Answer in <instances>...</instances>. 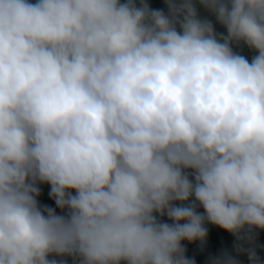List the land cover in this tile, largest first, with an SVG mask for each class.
Returning a JSON list of instances; mask_svg holds the SVG:
<instances>
[{"label":"clouds","instance_id":"1","mask_svg":"<svg viewBox=\"0 0 264 264\" xmlns=\"http://www.w3.org/2000/svg\"><path fill=\"white\" fill-rule=\"evenodd\" d=\"M164 5L0 0V264H264V0Z\"/></svg>","mask_w":264,"mask_h":264},{"label":"trees","instance_id":"2","mask_svg":"<svg viewBox=\"0 0 264 264\" xmlns=\"http://www.w3.org/2000/svg\"><path fill=\"white\" fill-rule=\"evenodd\" d=\"M151 7L159 9L164 8V0H148ZM217 29L219 31H223L217 25ZM243 54L250 60L253 53H251L248 49L243 50ZM50 186L48 185H41V195L39 197V201L41 204L51 206L56 208L54 201L49 196ZM203 211V209H200ZM56 211L59 213V209L57 208ZM167 218L165 217V220ZM209 228V235L207 239L206 245L201 248L199 242L196 243H189L187 241L183 242L185 247L187 248L186 255L189 258H194L196 264H207L208 257L212 255H217L222 249H227L229 251L233 250L234 238L227 232L216 228L212 225H208ZM258 244L264 245V232H259L258 235ZM235 254V253H233ZM258 254L264 259V249H258ZM239 259L241 260L242 264H248L246 256H240Z\"/></svg>","mask_w":264,"mask_h":264}]
</instances>
